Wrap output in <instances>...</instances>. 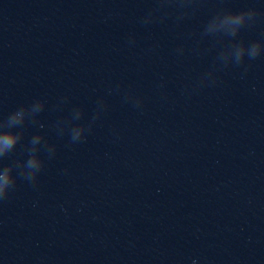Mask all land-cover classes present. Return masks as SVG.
<instances>
[{
  "label": "clouds",
  "instance_id": "9594fccd",
  "mask_svg": "<svg viewBox=\"0 0 264 264\" xmlns=\"http://www.w3.org/2000/svg\"><path fill=\"white\" fill-rule=\"evenodd\" d=\"M206 0H153V6L143 17L142 22L147 25L155 22H163L171 15H175L177 21L194 16ZM223 2V0H221ZM264 21V11L253 6L238 11L228 7H219L213 15L202 25L198 32L197 43L207 39L211 49L217 48L213 61V67L202 73L199 79L193 83L192 91L203 87H211L217 83L215 73L220 69L229 66L240 67L245 61H255L264 56V38L254 40L250 43L241 37L244 29L254 28L259 22ZM196 35V33H193ZM264 37V34H262ZM177 53L183 55V46L176 49ZM250 66V65H249ZM248 66L244 71L247 72ZM62 98L60 103L66 102ZM125 99L139 107L143 104V98L129 92ZM47 101L43 98L34 99L30 103L18 106L0 117V201H5L15 190L17 179L21 178L35 187L38 184V177L45 167V160L41 152L48 154L49 158L56 152V145L50 144L44 132L32 135L24 151L27 153L25 160H12L5 164L4 161L16 149L17 145L24 139L27 126H37L40 129L44 125L39 123L38 117L44 111ZM107 103L104 98L97 101L95 114L91 121L77 123L84 117V110L74 107L69 116L59 120L54 125L58 136L69 134L70 143L75 144L86 140L87 134L91 131L93 124L106 111Z\"/></svg>",
  "mask_w": 264,
  "mask_h": 264
}]
</instances>
